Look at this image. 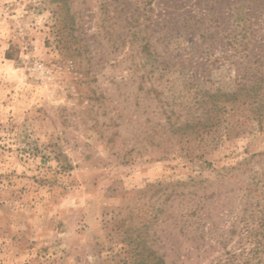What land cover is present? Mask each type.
Segmentation results:
<instances>
[{
	"label": "rangeland",
	"instance_id": "374dc122",
	"mask_svg": "<svg viewBox=\"0 0 264 264\" xmlns=\"http://www.w3.org/2000/svg\"><path fill=\"white\" fill-rule=\"evenodd\" d=\"M257 12L0 0V264H264Z\"/></svg>",
	"mask_w": 264,
	"mask_h": 264
},
{
	"label": "trees",
	"instance_id": "16d2710c",
	"mask_svg": "<svg viewBox=\"0 0 264 264\" xmlns=\"http://www.w3.org/2000/svg\"><path fill=\"white\" fill-rule=\"evenodd\" d=\"M255 3V6L257 7L258 10V14L259 16L255 17L254 16V20L256 21L257 24H261L262 21H264L262 19V15H263V11H264V0H253ZM251 11L252 9L249 8ZM240 14H237L236 19L237 20H245L244 17H242ZM251 89L255 88H263L264 89V79H262L261 77H257L254 81H252V86L250 87ZM249 94V93H248ZM226 96H231L234 100H237V96H238V91L232 93V94H226ZM263 226V225H261ZM251 242H254V248L251 250V255L250 253H248V260H252L255 256H260L262 253H264V238L263 237H258L257 235H255L254 237H252ZM138 264H146L143 259L140 260L138 262ZM155 264H164L163 259L161 257H157V262Z\"/></svg>",
	"mask_w": 264,
	"mask_h": 264
}]
</instances>
